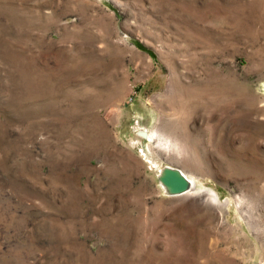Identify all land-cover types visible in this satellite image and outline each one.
Returning <instances> with one entry per match:
<instances>
[{
    "label": "rangeland",
    "instance_id": "obj_1",
    "mask_svg": "<svg viewBox=\"0 0 264 264\" xmlns=\"http://www.w3.org/2000/svg\"><path fill=\"white\" fill-rule=\"evenodd\" d=\"M0 264H264V0H0Z\"/></svg>",
    "mask_w": 264,
    "mask_h": 264
},
{
    "label": "water",
    "instance_id": "obj_2",
    "mask_svg": "<svg viewBox=\"0 0 264 264\" xmlns=\"http://www.w3.org/2000/svg\"><path fill=\"white\" fill-rule=\"evenodd\" d=\"M165 188L170 190L171 195H182L193 189V183L178 169L166 167L159 177Z\"/></svg>",
    "mask_w": 264,
    "mask_h": 264
},
{
    "label": "bare ground",
    "instance_id": "obj_3",
    "mask_svg": "<svg viewBox=\"0 0 264 264\" xmlns=\"http://www.w3.org/2000/svg\"><path fill=\"white\" fill-rule=\"evenodd\" d=\"M182 172V171H181ZM183 173V172H182ZM184 174V173H183ZM185 175V174H184ZM186 177H187V179H189V181H190V183H193V185H194V182L187 176V175H185ZM196 183V182H195ZM197 185V184H196ZM167 189V191L170 193V190L168 189V188H166ZM171 194V193H170Z\"/></svg>",
    "mask_w": 264,
    "mask_h": 264
}]
</instances>
